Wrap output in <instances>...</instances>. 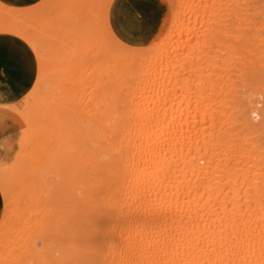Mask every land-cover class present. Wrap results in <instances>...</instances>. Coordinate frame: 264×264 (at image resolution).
I'll return each mask as SVG.
<instances>
[{"label":"bare ground","instance_id":"6f19581e","mask_svg":"<svg viewBox=\"0 0 264 264\" xmlns=\"http://www.w3.org/2000/svg\"><path fill=\"white\" fill-rule=\"evenodd\" d=\"M162 1L175 7L138 47L112 31V0H65L63 12L76 14L69 36L74 30L85 41L76 72H68L67 54L43 28L39 34L15 13L0 16V35L27 44L38 64L21 115L33 143L29 166L23 169L20 156L0 171V264H264V149L257 136L264 126L251 122L254 110L239 117L251 135L227 133L222 104L212 109L210 92L199 89L210 85L218 101L227 95L214 64L221 55L208 62L183 51H196L208 33L209 47L226 36L252 47L247 62L261 65L264 38L246 30H264V0ZM256 45L261 49L253 51ZM88 76L95 83L84 87ZM121 89L126 101L118 107ZM76 101L87 114L85 121L77 113L80 130L87 125L89 132L80 131L88 137L81 142L80 123L73 126L75 115L67 114ZM76 142L89 147L77 155ZM68 148L76 162L81 157L74 168ZM47 160L58 179L43 186Z\"/></svg>","mask_w":264,"mask_h":264},{"label":"rangeland","instance_id":"374dc122","mask_svg":"<svg viewBox=\"0 0 264 264\" xmlns=\"http://www.w3.org/2000/svg\"><path fill=\"white\" fill-rule=\"evenodd\" d=\"M163 3H164V6L166 8L165 15L167 14V11H168V13L172 12L173 7H175V5L172 4L173 5V7H172L170 4H168L166 2H163ZM64 4H65V0H40L39 2H37L36 4H34L32 6L18 8V7L10 6V5L5 4L4 2L0 1V16H3L4 14L15 13L16 15L19 16V20H21V21L27 23L28 25H31L32 27H34L38 33L40 32V28H43L48 34L53 36L54 41L58 40L60 42V45L62 46L63 50L65 51V54H67V62H66L67 64H65V67H67L68 72H76V63H77V60L82 57V53H84L85 41L76 38V36H73L72 33L74 32V30H71L72 32H71V35L69 36V30L68 29L71 27V25H73V20L76 18V14L73 13V9L71 7L68 11L63 12L62 8L64 7ZM168 7H169V9H167ZM171 7H172V9H171ZM64 14H66L65 15L66 17L64 16ZM263 19H264V17H263ZM83 22L85 24H87L88 19L83 21ZM263 23H264V20H263ZM200 25H202V24H200ZM62 26H64V27L62 28ZM204 28H205V26L203 25L202 29H204ZM263 28H264V26H263ZM227 32L231 33V31H226L225 33H227ZM233 32L237 33V31H233ZM246 33L252 37L260 34V36L264 38V30H260L259 28L253 30V28L251 27V24L247 25ZM208 35H209V33H208ZM208 35L205 36L204 44L200 43L196 51H194L191 48H188V49L183 50V51L184 52L186 51L185 53L188 54V57L191 55L194 56V54L196 52L200 56H203L205 54V59L208 60V62L209 61L213 62L215 59V56L221 55L220 61L218 63H214V64H215V66L218 69V72L220 74V76H219L220 85L224 86V89H225L227 95L222 97V98H219L220 101H218V100H215L214 97L212 96L214 94H212L211 90L209 89L210 85H206L208 87V89L203 88L202 85L199 87V89H201L200 91L207 90L208 92H210V96L212 99L209 101L210 102L209 105L212 107V109H218L219 105L222 104V106L220 108L223 109V113L225 112L228 115L227 133H230V132L236 133V132L242 131L243 135H251L248 130L242 129L239 117H240L241 113H245V112L248 113L249 111L257 110V113L251 112L252 114L250 116V120L254 124H257L259 126H261V125L264 126V62H262L261 65H257L259 62H257V64L255 62V64H253V66H252L250 64V62L249 63L247 62L248 57H246L247 54L249 55V53H247V50L249 51V49L252 47H250L246 50L245 46H241L239 44L234 45L232 43L233 41H231V38H228L226 36H223L221 38V42H219L218 45L209 47V45H212L213 41ZM11 38H13V37H11ZM22 44L25 46L24 43H22ZM148 44H146L144 46H147ZM260 44H262V43H260ZM229 45H231V50L229 49ZM138 47H143V46H138ZM257 49L259 50L261 48H259V46L256 45L255 48H253V51H257ZM262 49H263L262 53L264 56V44H262ZM27 50H29V52L32 56V60H33V78L27 87V89H30V87L34 83V80L36 78V72L38 69L36 70V64L37 63H36V59L34 57L33 52L28 48H27ZM191 60L195 61L194 58H191ZM88 61H89L88 59H85V61H83L82 64L86 63V65H87L90 63L91 60L89 62ZM100 61H101L100 59H96L95 62H100ZM253 61H254V58H253ZM244 62H247L248 66L247 65L244 66ZM37 68H38V64H37ZM72 74H75V73H72ZM69 76L72 77V75H69ZM197 77L198 76L194 73L188 76V86H190V89L195 88L193 86L194 85L193 83H195V80L197 79ZM75 78H76V76L74 77V79ZM90 80H93V79H91V76H88L87 79H84V78L82 79L84 87H87ZM94 83H95V81L93 80V84ZM1 85L2 84H0V169L5 168V167H10L12 165V163L16 160V158H18L19 156H23L22 161H24V163L22 166L24 167L23 169H26L29 166V160L27 162V159H29L28 155L30 154V152H32L33 143L31 141L27 142V140H26L25 146L21 148V146H19V140H21V139L25 140V136H27V134H28L27 130L25 128L23 129L25 117H23V116L21 117L22 113L27 112L26 103L24 102V100L26 99V97L24 96V93H26L27 91L25 92L24 91L25 89H24L22 92H20L19 96L15 97L14 99L10 98V97L7 98L5 96L6 94L3 93V86L1 87ZM72 86H74V88L76 87V85H74V83H73V85H71V88H70V86H68L69 87L68 92H69V90L72 91L71 89L74 90V88H72ZM38 87H39V89H44L42 86H38ZM198 93H201V92H198ZM124 94H125V91L123 89L118 91V98L120 99L119 102L117 103L118 107H121L122 104L126 101V99H121L124 97ZM200 95H202V94H200ZM203 95H205V94H203ZM75 98H78V97L75 96L74 100H76ZM78 101H79V99H78ZM76 104H79V102L77 103V101H76V103H75V106L78 107V105H76ZM70 106H72V105L70 104ZM76 107H74V110ZM79 107L76 109L78 111L75 110L76 114L74 113V111H73L74 114L72 113V115L67 113L70 118L75 115V117H73V118H75V120H73V118L70 119L73 126H76V124L78 125V122L80 123L79 124L80 126L78 125L79 127L77 126L78 128L76 127V129H75L76 135L78 133V132L76 133V131H79V134L77 135V137L80 136V134H82V132L80 133V131L83 130V128L81 130H80V128H81V126H83L84 123L83 122L81 123L80 121L82 119L85 120V116H87V114L85 115L84 110L82 111V114L84 116H82V114L80 112L82 110V108H81L82 106L80 108ZM200 108H202V106H200ZM239 108H241V110H239ZM66 109L69 110L70 108L66 107ZM124 109H126V108L124 107ZM64 111H66V110H64ZM70 111H71V109H70ZM30 112L32 113L33 111H30ZM78 112H79V119H81V120H78L76 123V119H78V115H77ZM255 114H257V115H255ZM76 115H77V117H76ZM34 117L38 118L37 116L30 114L29 118H27V119H34ZM74 122H75V124H74ZM84 127H85V125H84ZM85 130H86V132H88L87 125H86ZM85 130H83V132H85ZM86 135H87V133H86ZM257 136H259L258 143H260L259 144L260 148L264 149V133L258 134ZM257 136L255 135L253 137H257ZM77 137H75V139H77V141H78ZM79 138H80V142H81V139L86 140L88 137H85V135L82 134V136ZM75 139L72 142L73 144L75 142ZM89 140H90V138H89ZM77 143L79 144V142H76V145H77ZM83 143L84 142L82 140V144ZM87 143L88 142H86L85 146L82 145L83 147H85L84 148L85 150L87 148L86 146L89 145ZM73 144H71V147H73ZM227 144H229V143H226V145ZM79 146H80V148H79ZM79 146L78 145L76 146L77 150L75 151L76 152L75 154H77V152L79 154V150L82 147L81 145H79ZM68 149L69 150H66L67 155H68V152L71 150V152H69L68 157L71 158V160H72L75 158L73 156V152H72L73 148L72 149L68 148ZM74 149H75V147H74ZM27 150H28V152H27ZM70 153H72V156L70 155ZM80 153L82 154L81 150H80ZM68 157H67V159H68ZM52 158H54V157H52ZM76 158H77V156H76ZM79 158L81 160V157L78 156V160H79ZM75 160L76 159L73 160V164L71 162V164H72L71 166L76 165L78 163V160H77V162ZM74 161L76 162V164ZM27 163H28V165H27ZM44 163H46V164L45 165L43 164L44 166H42V169H45V170L44 171L39 170L40 172H42V177L44 176V174L46 172L48 173V174L46 173L47 175L44 176V180L42 181L43 186L46 185L45 183L51 184V182L48 183V180L54 181V179H55V176H54L55 172H54V168H53L54 165L51 164V160H47V162H44ZM69 165H70V163H69ZM49 166L52 167V173H49V172H51V170L47 169V168H49ZM81 166H79L77 168H80ZM67 167H68V164H67ZM73 168H74V166H73ZM77 168H75V169H77ZM50 174H52L51 176H53V179H51L52 177L49 176ZM46 178H48V180ZM56 179H58V178L56 177ZM41 180H42V178H41ZM50 191L51 190H49L48 193H50ZM0 195H1L0 196V213L2 214L5 200H4V197L2 196L1 192H0ZM24 201H25V199L22 202H24ZM0 218H1V216H0ZM36 242H38V243H36ZM34 243H35V245H38L37 246L38 248L40 247L39 245H41V241L39 242V239L34 240Z\"/></svg>","mask_w":264,"mask_h":264},{"label":"crops","instance_id":"0c3cea01","mask_svg":"<svg viewBox=\"0 0 264 264\" xmlns=\"http://www.w3.org/2000/svg\"><path fill=\"white\" fill-rule=\"evenodd\" d=\"M0 1L10 6L23 8L32 6L40 0ZM165 11L166 8L161 0H112L109 6L108 20L112 31L122 42L131 46H144L156 35ZM15 38L10 35H0V84H2L1 87L3 86L5 96L13 99L19 96L24 89L25 92L30 90L27 87L33 78V60L27 50L30 48L23 41ZM24 128L26 129L25 125ZM26 140L27 136H25V140H19L21 148L25 146ZM19 158L20 156L11 166ZM10 167L2 168L0 171Z\"/></svg>","mask_w":264,"mask_h":264},{"label":"snow or ice","instance_id":"6c2138e0","mask_svg":"<svg viewBox=\"0 0 264 264\" xmlns=\"http://www.w3.org/2000/svg\"><path fill=\"white\" fill-rule=\"evenodd\" d=\"M20 55H23V53H20Z\"/></svg>","mask_w":264,"mask_h":264}]
</instances>
